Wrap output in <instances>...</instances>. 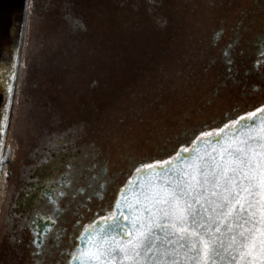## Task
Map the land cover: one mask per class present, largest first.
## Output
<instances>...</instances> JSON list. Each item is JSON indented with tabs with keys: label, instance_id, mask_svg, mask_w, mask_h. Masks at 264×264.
<instances>
[{
	"label": "flooded vegetation",
	"instance_id": "obj_1",
	"mask_svg": "<svg viewBox=\"0 0 264 264\" xmlns=\"http://www.w3.org/2000/svg\"><path fill=\"white\" fill-rule=\"evenodd\" d=\"M92 1L95 5L86 2L81 10L78 0H25L17 74L0 149V264H75L83 235L103 222H114L102 218L116 214L120 192L135 179L137 168L169 160L182 147L191 149L201 133L217 132L264 106V0H185L193 13L189 19L192 27L187 28L180 43L204 48L206 94L200 95L191 114L170 121L173 129L163 123L164 128L151 133L140 146L135 142L151 128L150 120H138L141 130L134 123L137 135L125 137L117 129L110 138L104 136L98 119L90 123L87 120L92 119L73 117V110L80 105L81 109H92L93 101L102 93L100 84H104L99 77L89 79L88 91L76 86L57 88V103L39 88L26 92L29 89L22 86L23 72L19 77L25 30L91 31L85 24L87 18L101 25V19L91 15L98 3ZM127 1L130 23L139 29L151 28L152 24L163 31L172 27L168 4L173 0ZM113 2L119 7L124 1ZM75 74L85 83L92 75L104 76V72ZM135 92L131 88L132 97ZM29 93L34 100L30 108L40 111L31 119L24 118L22 112L31 100H24ZM80 98L81 104L77 103ZM60 107L64 110L57 117L55 108ZM133 107L142 108L140 103ZM118 138L120 141L115 140ZM213 138L217 136L204 140ZM114 140L118 146L105 151L107 143ZM119 217L121 222L125 218Z\"/></svg>",
	"mask_w": 264,
	"mask_h": 264
},
{
	"label": "snow or ice",
	"instance_id": "obj_2",
	"mask_svg": "<svg viewBox=\"0 0 264 264\" xmlns=\"http://www.w3.org/2000/svg\"><path fill=\"white\" fill-rule=\"evenodd\" d=\"M6 121L7 116L0 115V136ZM245 125H248L246 132L242 130ZM235 126L241 129L239 135L233 134L231 137L235 146L230 143L220 151L219 162H216V149L205 154L213 161L211 165L201 163L204 157H198L191 163L184 157V153L198 152L197 142L206 143L205 137H219L226 129ZM192 143L191 149L182 147L169 160L136 169L140 174L145 170L160 168L169 177H175L165 179L159 186L149 181L146 187L141 188L138 195L143 198L145 209L149 212L146 218L125 217L129 223L123 224L119 216L110 213L102 219L113 220L112 230L118 229L122 239L111 240L107 234H100L105 231L101 229L100 233L89 236L85 241L86 244L91 243L96 252L89 255L87 249L81 250L74 259L79 260L80 264H92V261L100 260L105 255H118L121 264L124 260L129 264H224L221 256L222 250H225L221 239L224 235L222 228L226 226V231L232 233L234 226H241L239 219L254 215V207L264 208V197L257 199L261 196L258 189H264V159L253 164L254 156L264 157V153L253 149V145H257L264 150V106L233 121L231 125L225 124L217 132L201 133ZM174 161H179L183 167L175 168ZM257 170H260V174L254 175ZM129 184H132L131 180ZM245 196L248 198L247 208L240 202ZM122 197L132 211L133 206L127 203L123 190ZM149 202L156 208L155 212L147 207ZM116 207H121V200L117 201ZM89 227L95 228V225ZM239 236L242 243H256L250 233L246 235L241 231ZM161 239L164 244L158 246L157 242ZM231 239L235 243L236 236L233 235ZM229 264H236L235 256L230 258Z\"/></svg>",
	"mask_w": 264,
	"mask_h": 264
},
{
	"label": "trees",
	"instance_id": "obj_3",
	"mask_svg": "<svg viewBox=\"0 0 264 264\" xmlns=\"http://www.w3.org/2000/svg\"><path fill=\"white\" fill-rule=\"evenodd\" d=\"M96 1H98L97 8L93 6L95 11L93 10L91 15L98 21L101 19V25L99 26L98 23L88 18L85 23L92 32L74 29L42 31L44 44H51L52 47L44 50L43 44L39 45L37 54L41 57L51 55V59L36 62L33 79H30L33 80V91L39 88L57 103L54 98L59 92L55 91L57 88L76 86L80 90L83 87L88 91L89 79L99 77L101 80V76L92 75L86 83L81 82L80 80L83 79L77 76L76 72L110 71L113 73L115 71L120 75L119 78L109 80L106 75L103 76L102 93H99L95 102L93 101L91 110L81 109L82 105H80L79 108L73 110L74 113L72 112L74 118L92 119V121L87 120L90 123L98 119L103 125L104 136L110 135V138L115 135L114 132L117 129L125 137L137 135L134 134V123L137 125L135 128L141 130L138 120H151L155 115L152 112L156 109L164 113L167 109H172L173 101L170 99L174 96L183 98L189 95L196 96H190L191 102H187L185 106L188 108L186 110L191 112L208 84L205 70L208 63L205 60L202 46L193 47L180 43L187 34V28L192 27L189 19L193 17V13L187 8L186 1L169 2L168 16L173 18V25L165 31L160 30L155 24H152L151 28L141 30L135 24L130 23L132 19L123 2L119 4V7H115L114 0ZM86 2L91 5L93 1L78 0L81 10V6H86ZM183 6L185 8L181 11ZM147 14L144 13L143 16ZM120 26L122 27L119 28ZM176 32L179 36H176ZM164 40H167V43H164ZM79 55L83 58L77 59ZM116 55H122V60L115 59ZM61 79L64 80L61 81ZM112 81L113 83H109ZM133 81L136 83L133 84ZM42 83L46 85L42 86ZM105 86H110V89ZM92 88H95L94 84ZM131 88L136 89L133 97ZM198 89L200 93L194 94ZM31 94L33 98V93ZM101 97L106 99L101 102L99 100ZM133 99L136 100L133 101ZM82 102L81 98L77 101L80 104ZM139 103L142 108L133 107ZM55 109L57 117L64 110L62 107ZM180 111L179 116H183ZM167 115L168 113L165 116ZM128 129L130 133H127Z\"/></svg>",
	"mask_w": 264,
	"mask_h": 264
},
{
	"label": "water",
	"instance_id": "obj_4",
	"mask_svg": "<svg viewBox=\"0 0 264 264\" xmlns=\"http://www.w3.org/2000/svg\"><path fill=\"white\" fill-rule=\"evenodd\" d=\"M24 16L25 0H0V115H6L7 119L17 74L19 50L22 37L21 23L23 22ZM6 126L3 130L2 136H0L2 141ZM247 129L248 125H245L242 130L246 132ZM240 130V126H238L233 131L222 133L217 138L205 140L206 143L204 144L197 142L196 147L199 148V151L189 152L188 154H184V157L187 158L189 163L198 157H204L205 159L201 163H207L211 165L213 161L206 157L205 154L212 153L213 150L216 149L218 150L216 152V162H219V152L223 151L224 148H227L230 143H232L233 147L235 146L231 140V137L233 134L239 135ZM241 139H243V137H241ZM1 145L2 144H0V149ZM253 149L256 152L264 153V150H261L257 145H253ZM261 159H264V157L254 156L253 164L255 165ZM174 165L175 168L183 167L179 161H174ZM175 168H173V171H175ZM253 174L259 175L260 170H257ZM168 178L175 179L174 176L169 177L168 173L161 170L160 168H157L154 171L146 170L143 173H137L135 179L132 181V184H128L123 190L124 196L127 198V203L133 206V210L130 211L124 203L121 191L117 199V201L121 200V207L117 208L115 206L116 215L129 218H146L149 215V212L145 209V202L143 198L138 195V193L142 187H146L149 184V181H152L154 184L159 186L165 179ZM255 182L256 181H254V183ZM258 191L261 193V196L257 197V199H261V197H264V189H258ZM247 199L248 198L245 196V199L240 201L241 204L245 206V208L248 207L246 203ZM147 207L151 208L153 212L156 211V208L151 202L147 204ZM237 208H239V205H237ZM252 212L254 215L243 216L241 219H239L238 223L241 226L238 228L234 226L232 233H228L226 231V226L222 228L224 235L221 237V239L223 240L225 250H222L221 256L224 264H229V260L232 256L236 257V264H264V243H261V240H264V208L256 206L252 209ZM245 220L248 222L245 223ZM121 223L128 224L129 221L124 218ZM113 228L114 222H103L91 232L83 235V239L81 238V250L87 249L89 255L96 252V249L92 246V244H86L85 241L89 236L95 233H100L101 229L105 230L104 233H100L101 235L107 234L108 238L111 240H121L122 237L118 234V230H112ZM241 231H244L246 235L250 233L255 239L256 243H242L239 236ZM233 235L236 236L235 243H233L231 239ZM157 243L158 246L162 245L164 244V240L161 239ZM229 245H231V248H229ZM115 247V244H113V248ZM81 259L85 258L81 257ZM75 264H80V261L76 259ZM92 264H121V257L118 255H105L100 260L92 261ZM123 264H129V262L124 260Z\"/></svg>",
	"mask_w": 264,
	"mask_h": 264
},
{
	"label": "rangeland",
	"instance_id": "obj_5",
	"mask_svg": "<svg viewBox=\"0 0 264 264\" xmlns=\"http://www.w3.org/2000/svg\"><path fill=\"white\" fill-rule=\"evenodd\" d=\"M123 1H124L123 3L126 4L125 7H130V5H128V3H127L126 0H123ZM234 2L237 3L236 0H234ZM234 5L235 4L233 3L230 6L233 7ZM113 26H115V25H113ZM121 27L122 26H120L119 28H121ZM141 30H143V29H141ZM42 31L43 30H39V29H36L35 30V29L31 28V27L25 30V36L23 38L24 39V46H23L24 47L23 48L24 57L22 59V69H23V71H20L21 74H20L19 77L22 76V72H23V74L25 75L24 76V81L26 83L24 82V84L22 86L23 87H27L29 89V91H26V92H30V88L32 89L33 80L31 81L30 79L31 78L33 79L32 75H33V70L35 68L36 62H44L46 60H50L51 59L49 55H43V57H41V56H39L37 54L39 45H42L43 44L42 46H44V50L52 47L51 44H49V45H45L44 44L43 38L41 36ZM136 31H139V29H136ZM89 32H92V31H89ZM89 34H91V33H89ZM118 47L119 48H122V46H120V45H118ZM79 58H83V57H81V55H79L77 57V59H79ZM115 59H118L119 61L122 60V55H116V58ZM113 72L115 74L112 75V72H110V71H106L105 72L104 71V75H106L107 76L106 78L107 79L109 78V80L110 79L114 80L115 78H119L120 75L117 74L115 71H113ZM101 79H102V82H103L104 79L103 78H101ZM63 80L64 79H61V81H63ZM109 83H113V81L112 82H109ZM21 84L22 83L19 80V86ZM45 85L46 84L42 83V86H45ZM100 85H101V87L104 86L102 84H100ZM105 87H108L110 89V86H105ZM196 93H200V90L198 89L194 94H196ZM204 93L206 94V91ZM190 96L191 97H196V96H192V95H189V96L184 97V98L183 97H178V96L176 97V96H174L172 99H170L171 101H173V104H172L173 105V108L172 109H167L165 113L163 111L162 112H158L159 111L158 109L154 110V112H152V113H154L155 115L150 120V123H151L150 126H151V128H148L146 131H143V133H141L140 135H138L137 141L135 143H139V144H136V146H140L142 143H144L149 138V136L151 135V133H153L154 131L164 128V127H162L163 126V123L169 125V128H168L169 130L170 129H173L174 126H173L172 123H170V121L176 120V118L177 119H180V117H183V116H179L180 115L179 110H181L180 112L183 115H185V114L186 115L187 114H191L192 112H188L186 110L188 108L187 107L185 108V106L187 105V102H191L190 99H192V98H189ZM24 98H25L24 99L25 101H26L27 98H30L31 99L29 101L28 105H25V107L22 110V112L24 113V118L31 119V118H33V115H35L37 113H40V111L34 110V109H32V107L30 108V106L32 105V103L34 101L33 98H32V94L31 93H29V96L28 95H24ZM204 98L205 97H202V99H204ZM167 113H168V115L165 116ZM18 116L20 117V115H18ZM130 126L133 127L134 125H130ZM154 126H156V127H154ZM168 129L165 128L163 130L167 131ZM127 133H130V129L127 130ZM115 140H119L120 141V138L115 139ZM115 140L112 141L110 144L107 143L108 147L107 148H104L105 151H107V150L112 151L116 146H118L117 144H115V143H117ZM94 144L96 145V143H94ZM133 145L135 146V144H133ZM138 149H139V147H138ZM133 151H135V150H133Z\"/></svg>",
	"mask_w": 264,
	"mask_h": 264
},
{
	"label": "bare ground",
	"instance_id": "obj_6",
	"mask_svg": "<svg viewBox=\"0 0 264 264\" xmlns=\"http://www.w3.org/2000/svg\"><path fill=\"white\" fill-rule=\"evenodd\" d=\"M50 57H51V55H50ZM60 60V59H59ZM54 66V65H53Z\"/></svg>",
	"mask_w": 264,
	"mask_h": 264
}]
</instances>
